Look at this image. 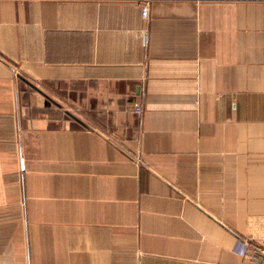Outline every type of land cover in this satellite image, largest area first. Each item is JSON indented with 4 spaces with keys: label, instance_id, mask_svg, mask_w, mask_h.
I'll list each match as a JSON object with an SVG mask.
<instances>
[{
    "label": "crops",
    "instance_id": "obj_1",
    "mask_svg": "<svg viewBox=\"0 0 264 264\" xmlns=\"http://www.w3.org/2000/svg\"><path fill=\"white\" fill-rule=\"evenodd\" d=\"M263 240L264 0H0V264Z\"/></svg>",
    "mask_w": 264,
    "mask_h": 264
},
{
    "label": "built area",
    "instance_id": "obj_2",
    "mask_svg": "<svg viewBox=\"0 0 264 264\" xmlns=\"http://www.w3.org/2000/svg\"><path fill=\"white\" fill-rule=\"evenodd\" d=\"M147 5L142 9L143 17L147 18L149 15V10ZM135 112L137 114H142L143 109L141 106H136ZM239 253L245 257L249 264H264V240L260 243L242 242L239 245Z\"/></svg>",
    "mask_w": 264,
    "mask_h": 264
},
{
    "label": "water",
    "instance_id": "obj_3",
    "mask_svg": "<svg viewBox=\"0 0 264 264\" xmlns=\"http://www.w3.org/2000/svg\"><path fill=\"white\" fill-rule=\"evenodd\" d=\"M20 78H21L22 80L26 81L27 83H29L25 78H23V77H21V76H20Z\"/></svg>",
    "mask_w": 264,
    "mask_h": 264
}]
</instances>
